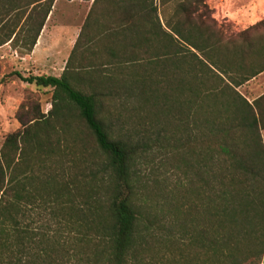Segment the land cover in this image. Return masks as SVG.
<instances>
[{
    "label": "trees",
    "instance_id": "obj_1",
    "mask_svg": "<svg viewBox=\"0 0 264 264\" xmlns=\"http://www.w3.org/2000/svg\"><path fill=\"white\" fill-rule=\"evenodd\" d=\"M97 1L59 76L16 73L52 89L62 138L43 132L37 111L1 146L0 264H264V146L253 106L234 89L264 70V18L231 33L207 0H106L98 31ZM53 3L0 0V47L30 54ZM122 96L176 108L181 168L202 147L191 165L198 181H181L170 216L138 196L140 145L106 122ZM69 110L80 131H68ZM46 149L69 156L70 181L19 179L20 161Z\"/></svg>",
    "mask_w": 264,
    "mask_h": 264
},
{
    "label": "rangeland",
    "instance_id": "obj_2",
    "mask_svg": "<svg viewBox=\"0 0 264 264\" xmlns=\"http://www.w3.org/2000/svg\"><path fill=\"white\" fill-rule=\"evenodd\" d=\"M251 1L253 0H207V5L211 16L218 24L232 33L246 28L248 24L245 22L248 19L245 20L243 17L236 21L231 19L227 15V8L230 4L244 8L250 5ZM255 2L256 6L252 4L254 11L249 19L259 21L258 19L264 18V0ZM220 3L221 6H218ZM82 20L72 19L70 14L63 20L64 26L57 28L53 33L60 34L62 40L70 39ZM22 54L7 44L0 47V149L10 133L22 129L21 122H27L28 125L31 117L38 116L37 111L45 115L41 117L43 122L49 119L55 124L54 128H51L41 122L40 126H43L46 135L60 137L62 132L60 124L54 121V115H49L53 101L52 89L38 88L18 78L16 73L23 76L34 73V69L28 65V60L20 59ZM48 54L49 49H42L41 56L46 57ZM47 62L50 60L45 59L44 63ZM122 98L124 101L117 99L110 103L104 114L106 122L112 125L116 135L140 145L139 154L133 165V181L136 183L138 196L150 204L152 212L170 216L169 212L174 213V205L185 193L181 181L183 183L186 181V185L187 181H198L195 169L191 168V165L196 164V152L202 147L200 145L191 147L190 150L193 149L194 154L190 155L189 168L183 166L181 168L175 140L182 137L183 123L176 113V108L174 109L171 104L167 111L163 103L149 108L134 98L126 99L125 96ZM75 114L71 113V110L67 111L66 121L70 126L68 129L70 132L80 131L82 128L81 123L76 122ZM189 125V134L196 132L192 120H189ZM38 134L44 135L40 131ZM54 152L46 149L39 154L28 153L27 158L19 163L18 178L27 176L26 181H46L50 176L60 173L62 181H70L69 178L74 175L76 169L72 167L69 156L60 154L56 149ZM172 216L174 222V215ZM176 225V223L172 225L174 233L178 231Z\"/></svg>",
    "mask_w": 264,
    "mask_h": 264
},
{
    "label": "crops",
    "instance_id": "obj_3",
    "mask_svg": "<svg viewBox=\"0 0 264 264\" xmlns=\"http://www.w3.org/2000/svg\"><path fill=\"white\" fill-rule=\"evenodd\" d=\"M93 2L94 0H54L52 9L48 14V17L37 38L32 52L30 54L21 56L20 59L28 60V65L34 69L33 72L35 74L59 76L66 66V62L75 46L81 28L87 18ZM221 4L222 3H220L218 6H221ZM252 4L256 6L255 0L251 1L250 5L244 8L237 5L231 6L230 4V6L228 5L229 7L227 8V15L235 21L241 17H243L245 20L248 19L245 24H248L247 27H249L257 22L252 21V18L249 19V16H251L254 11V9H252ZM68 7H71V9ZM105 7L110 10V6H108V2L106 0L97 1L95 14L93 15V23L91 26L92 30L99 31L105 29V27H103V18L105 12H101L105 10ZM83 9H85V11ZM70 14L72 19L82 20L83 17V20L80 26L76 28L74 35L70 39L66 40V38H64V40H62L60 34L53 32L57 28L60 29L64 26L63 20L69 17ZM231 19L228 18V20ZM239 31L232 33H237ZM45 48L49 49V54L46 57H43L41 56V51ZM45 59L50 60V62L44 63ZM228 82L233 85L229 80ZM234 89L247 103L253 106L256 114L258 129L264 146V70L249 78L248 80L243 81L241 84L234 86Z\"/></svg>",
    "mask_w": 264,
    "mask_h": 264
}]
</instances>
